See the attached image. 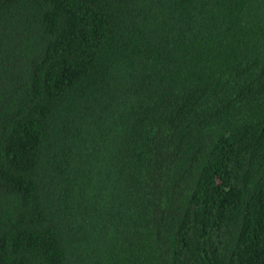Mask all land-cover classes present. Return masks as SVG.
I'll return each mask as SVG.
<instances>
[{
    "label": "trees",
    "instance_id": "1",
    "mask_svg": "<svg viewBox=\"0 0 264 264\" xmlns=\"http://www.w3.org/2000/svg\"><path fill=\"white\" fill-rule=\"evenodd\" d=\"M0 264H264V0H0Z\"/></svg>",
    "mask_w": 264,
    "mask_h": 264
}]
</instances>
